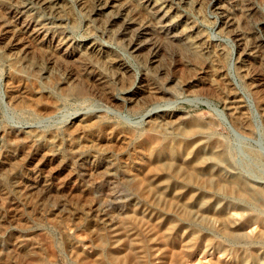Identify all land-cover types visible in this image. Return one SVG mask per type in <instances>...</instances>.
<instances>
[{"label":"rangeland","instance_id":"obj_1","mask_svg":"<svg viewBox=\"0 0 264 264\" xmlns=\"http://www.w3.org/2000/svg\"><path fill=\"white\" fill-rule=\"evenodd\" d=\"M21 1L22 6L17 10L15 7L8 12L0 9V28L12 30L19 41L30 47L34 59L32 63L27 62L29 65L25 63V67L29 66L27 69L34 74L43 70L47 79L36 84L25 77H10L8 39L0 37V264H92L99 251L95 225L114 218L126 200L133 198L117 173L102 175L103 170L109 168L100 164L93 170L87 154L73 162L67 158L65 134L80 122L87 125L84 130L93 144L96 134L107 137L106 126L114 132L122 130L140 138L148 133L147 126L155 119L169 120L162 122L160 129L190 143L194 136L178 129L195 122L207 124L208 129L202 131L199 139L219 142L228 151L234 168L247 178L264 182V98L262 104L259 95L250 90L251 77H247L254 76L259 84L258 75L264 74V0H185V3L168 0L173 14L192 23L195 31L205 38L204 50L198 46L194 54L179 49L172 26L167 23H161L160 34L149 28L148 36L139 38L138 46H133L131 42L136 32L110 20L107 11L89 14L80 9L75 0H59L67 10L63 21L58 22L36 2ZM141 3L144 10L137 11L139 18L148 22L151 13ZM22 15H30L33 21L43 24L45 35L35 39L33 24L26 22L21 26ZM227 21L230 22L227 24ZM23 26L27 32L20 29ZM54 34L65 39L64 47L57 48L50 39ZM241 39L249 49L248 57L241 55ZM90 42L99 47L100 59L95 66L88 61L90 65L83 62L78 68L76 52ZM154 47L157 52L152 56ZM54 56L58 58L56 64H52ZM210 57L214 59L217 74L226 79L233 96L238 98L250 125L248 130L238 129L227 111L222 102L226 91L220 80L213 79L206 70L201 77L193 74L194 67L203 66ZM113 59L116 65L112 64ZM115 69L118 75H114ZM98 74L106 77L105 85L97 80ZM210 80L215 82L213 86H209ZM10 81L20 85L37 114L49 110L51 115L35 117L14 106L8 96ZM146 82L158 91L154 101L142 92ZM71 85L76 92H67ZM210 87L216 89L219 96ZM259 87L264 96V87ZM132 98L136 102L130 103ZM53 105H56L54 110ZM29 133L41 137L35 146L22 141L21 136ZM50 137L60 144L54 155L44 153ZM39 157L43 160L38 165ZM133 157L130 146L116 159L133 164ZM59 163L61 167L54 169ZM48 169L52 174L44 188L42 180ZM12 240L31 244V252L28 251V255L14 253L7 245ZM260 246L264 249V243ZM194 255L186 257L189 264H206V260Z\"/></svg>","mask_w":264,"mask_h":264},{"label":"bare ground","instance_id":"obj_2","mask_svg":"<svg viewBox=\"0 0 264 264\" xmlns=\"http://www.w3.org/2000/svg\"><path fill=\"white\" fill-rule=\"evenodd\" d=\"M31 1L36 2L54 16L58 22L63 21L67 10L63 2L59 0ZM180 1L186 2L185 0ZM75 2L80 9L87 10L89 14L107 11L110 20L120 22V25L125 29L136 32L131 42L133 46H138L139 38L147 37L150 29L160 34L163 22L172 26L179 49L194 54L198 46L201 50L205 48L206 41L203 34L195 31L192 23L180 19L181 16L175 15L177 13L173 14V10L168 6V0H75ZM141 2L145 5L148 13H151L148 15V22H143L139 18L137 11L143 12L144 10ZM20 6H22L21 0H0L2 12H8L13 7L17 10V7ZM19 19H22L21 26L26 22L33 24L32 34L35 39H38L39 35H45V26L39 21H33L30 15H22ZM228 22L230 21H227V24ZM20 29L27 32V28L24 26ZM0 37L8 39L6 47L11 53L8 56L9 76L25 77L40 84V81L46 78V73L43 70H38L34 74L28 70L29 66L28 69L25 67L27 66L25 63H32L34 59L30 47L19 41L13 35L12 30H1L0 28ZM50 39L56 43L57 48L65 46V39L58 34L52 35ZM239 46L241 55L248 57L250 53L245 41L241 39ZM98 48L90 42L78 49L76 52L78 68L83 62L88 63V61L94 62L92 65L95 66L102 54ZM151 52L154 56L157 52L155 47L151 49ZM57 60L58 58L54 56L52 64H56ZM115 60L113 59L111 62L116 65ZM213 60L212 58L205 60L206 63L203 66L194 65L193 74L201 77L202 71L206 70L207 73H211L213 79L220 80L224 86L223 90L226 91L223 94L222 102H224L227 111L231 114L238 129L248 130L250 125L243 108L237 100L238 98L233 96V91L229 89L226 79L217 74ZM153 63L155 64V62ZM118 74V70L115 69L114 75ZM247 77H251L248 83L250 90L259 95L262 103L264 96L258 87L260 85L262 88L264 87V74L258 75L259 84L254 80V76L249 74ZM105 78L100 74L97 75V80L102 85L108 82ZM213 82L210 80L209 86H213ZM19 86L14 81H10L8 85V96L14 106L16 105L20 110L28 111L35 117L48 116L52 112L42 110L37 114L36 108L34 109L29 104L28 98L26 99L24 96L25 92L21 91ZM210 88L219 96L220 93L216 89ZM66 90L67 92H76L72 85L68 86ZM142 92L147 99L154 101L158 98L157 89L147 82L142 86ZM15 93L18 96H15ZM134 100L135 98H132L129 101L134 103L136 102ZM54 108L56 109V105H53V110ZM165 121L169 122V120ZM165 121L162 119L150 121L147 126L148 133L140 138L122 130L114 132L111 127L106 126L107 137L104 139L96 134L94 144L87 138L88 135L84 130L87 125L84 122L78 123L74 129L70 127L71 131L68 129L69 132L65 134V150L69 160L73 162L87 154L93 170L100 164L109 168L108 170L104 169L102 175L112 176L117 173L133 197L126 200L121 206L122 210L114 218L99 226L95 225L94 231L99 251L95 253V256L98 257H94L92 264H187L186 257L190 254H197V258L206 260V264H264V249L260 246L264 243V182L252 179V177L251 179L247 178L234 168L230 163L228 151L219 142L199 139L202 131L208 129L207 124L192 122V125L179 128L178 130L183 134L194 136L192 142L186 143L160 129L163 125L162 122ZM21 138L29 146H35L41 140L39 135L33 133L25 134ZM111 141L113 144L110 146L108 142ZM59 146V142L54 137H50L46 140L45 147L48 150L44 153L54 155L59 151ZM130 146L134 156L133 164L130 163V165L124 161V158L123 161H118L116 157L126 152ZM40 157L37 159L38 165L43 160ZM252 157L256 158L255 155ZM61 164L59 163L54 169L61 167ZM46 173L47 175L42 180L44 188L48 185V178L52 174L51 169H48ZM91 173L94 172L91 171ZM15 212L17 214V211ZM7 245L14 253L23 252L26 255L32 249L31 244L16 240H12L11 244ZM199 261L198 259L197 262Z\"/></svg>","mask_w":264,"mask_h":264}]
</instances>
